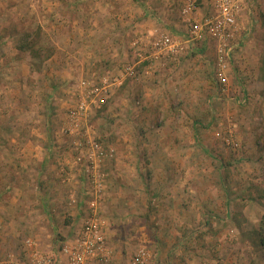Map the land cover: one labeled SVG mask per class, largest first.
<instances>
[{
  "label": "rangeland",
  "instance_id": "1",
  "mask_svg": "<svg viewBox=\"0 0 264 264\" xmlns=\"http://www.w3.org/2000/svg\"><path fill=\"white\" fill-rule=\"evenodd\" d=\"M186 1L0 0V264L19 259L15 239L32 238L49 257L82 225L96 142L102 215L130 252L146 245L150 264H264L254 246L264 214V0H245L225 84L221 42L182 39ZM212 4L198 0V20L215 14ZM162 35L180 41L174 54L155 49ZM34 40L49 49L44 62L31 56ZM126 67L135 77L74 121L81 82ZM53 192L55 201L35 198ZM28 205L36 220L56 217L42 246L35 233L13 237Z\"/></svg>",
  "mask_w": 264,
  "mask_h": 264
},
{
  "label": "built area",
  "instance_id": "2",
  "mask_svg": "<svg viewBox=\"0 0 264 264\" xmlns=\"http://www.w3.org/2000/svg\"><path fill=\"white\" fill-rule=\"evenodd\" d=\"M244 4L245 0H213L215 14L203 20H198L196 17L198 0H187L182 9L183 21L187 23V31L183 39L187 38L186 41L191 44L203 43L207 38L221 42L217 71L219 80L224 84L227 83V65L223 57L228 50L227 41L235 32L237 18L240 17ZM156 39L154 47L160 55L164 51L174 54L176 48H180V41L169 35H162ZM134 77V68L126 67L115 77H104L95 83L82 81L79 94L81 98L77 106L70 110V115L74 121L79 122L80 117L87 115L90 106L104 103V99L111 96L114 88L120 87L125 80ZM91 148L92 151L88 154L86 165L87 170L89 169V173H91L92 181L90 182L93 185H91L93 194L89 198L88 212L82 225L76 229L72 237L61 244L56 256L41 255L35 250L36 247H33L34 242L27 240V246L31 250H29L30 261L24 264H150L152 255L146 245L140 246L129 259L116 258L115 249L108 242V223L101 210L100 193L103 191L102 178L104 175L98 172L101 170L104 154L97 142ZM87 194L90 195V192Z\"/></svg>",
  "mask_w": 264,
  "mask_h": 264
},
{
  "label": "crops",
  "instance_id": "3",
  "mask_svg": "<svg viewBox=\"0 0 264 264\" xmlns=\"http://www.w3.org/2000/svg\"><path fill=\"white\" fill-rule=\"evenodd\" d=\"M213 7V4L211 5V8ZM247 8V7H246ZM213 9V8H212ZM214 10V9H213ZM243 10H244V8H243ZM243 10H242V12H243ZM241 12V13H242ZM177 29V28H176ZM170 31H172V36L173 37H175V36H177L179 33L177 32H175V28L174 29H170ZM181 34H182V39H183V37L185 36V32H181ZM192 46H194V44H191ZM62 193V192H61ZM87 193V192H86ZM54 194H55V192H53L52 194H45V196H42V195H40L39 196V198H37V197H35L37 200H39V202H41V201H43V204H46V203H49V202H52V201H55L54 200V198L53 197H55L54 196ZM62 194H64V193H62ZM61 194V195H62ZM56 196H58V198H60V196L57 194ZM87 196H88V194H87ZM89 197V196H88ZM55 199H57V197H55ZM61 203H65V200H64V202H61ZM29 209H27L26 211H25V215L24 216H22V218L21 217H19L20 218V220L19 221H21V222H23L24 223V225H26L25 227L23 226V225H21V223L19 222V224H20V226H22V227H24V228H22V229H20V230H17V231H15V232H17V234H13V237L15 238V235L17 236H19V234L20 233H24V232H26V233H35V236H37V238H40L39 240H40V244H41V246L42 245H44L45 243H47L48 242V238H46V239H44L43 238V236L46 234H48L47 233V229L45 228V227H43L45 224H50V225H52V226H56V223H55V219H56V217H54V216H51L52 218H50V216H48V215H46V214H44V212H41V205H40V207H39V209H40V212L42 213V214H40V219H42V220H36V218H35V216L37 215V214H34V212L35 211H37V210H35L34 209V207L33 206H30V205H28L27 206ZM63 208H65V211H68L69 210V208H68V206L66 205V204H64L63 206H62ZM45 208H47V206H45ZM33 209L35 210V211H33ZM88 212V211H87ZM69 213V215H71V217H73L74 218V222H76L78 219H80L81 217H79V215H80V213L78 212V213H72L71 212V214H70V212H68ZM6 214H4V216H5ZM34 215V216H33ZM1 216V219H3L2 218V215H0ZM38 216H39V212H38ZM27 218V219H26ZM51 219V220H50ZM55 224H54V223ZM73 222V223H74ZM25 228H27V230H25ZM69 228V227H68ZM8 229V228H7ZM47 230V231H46ZM8 231V230H7ZM76 231V230H75ZM12 233H13V230L11 231ZM14 232V233H15ZM53 232H54V234H56L55 233V230H53ZM69 232H70V230L68 229V230H66V232H64L63 233V235H64V237H67V239L68 238H70V237H72L73 235H74V233L71 235V236H69ZM118 230H114V229H110V231H109V233H108V242H109V244L111 245V243H112V245L111 246H113L114 247V249H115V254H116V258L117 259H129V258H131L132 256H133V254L135 253V251L137 250V249H134L133 250V253L132 252H130L131 250H132V245L130 244L131 242H129L130 240H128L127 239V237L126 236H123V238L121 237V235H120V237L118 236L119 234H118ZM42 234H43V236H42ZM34 235V234H33ZM141 238H144V237H141ZM31 240H33L32 238H30ZM66 239V240H67ZM27 240V239H26ZM34 241V240H33ZM7 242V241H6ZM64 241H61L60 242V246H61V244L63 243ZM140 242H146V240H140ZM37 244V243H36ZM0 245L2 246L3 245V242L1 241L0 242ZM38 245H39V243H38ZM51 245V244H50ZM59 246V247H60ZM50 247L51 246H47V248L46 249H50ZM59 247L57 248L58 250H59ZM1 248V247H0ZM44 248V247H43ZM14 252L13 253H15V255H16V258H19V259H15L14 258V261H13V263L12 264H17L18 263V261H20L21 259V261H23L24 259H26V260H28V257H30V255L29 254H27L28 252L30 253V251H29V247L27 246V245H25V244H21V246L18 244V242L16 241V239H15V242H14V245L12 246V248H11ZM39 249H41V251L42 252H44L45 253V250H43L42 248H38V250ZM58 250L57 251H51V254H50V256L49 257H51V256H56V254H58ZM48 251V250H47ZM24 258V259H23ZM2 260V259H1ZM1 263V262H0ZM20 263H22V262H20Z\"/></svg>",
  "mask_w": 264,
  "mask_h": 264
},
{
  "label": "trees",
  "instance_id": "4",
  "mask_svg": "<svg viewBox=\"0 0 264 264\" xmlns=\"http://www.w3.org/2000/svg\"><path fill=\"white\" fill-rule=\"evenodd\" d=\"M29 51L34 59L41 57L43 62L51 55L49 49H45L44 47L38 45V40L31 42ZM254 246L264 250V214L262 215L257 228L255 229Z\"/></svg>",
  "mask_w": 264,
  "mask_h": 264
}]
</instances>
